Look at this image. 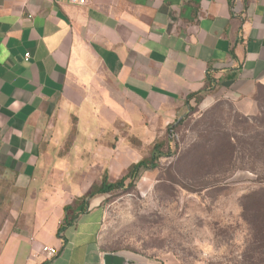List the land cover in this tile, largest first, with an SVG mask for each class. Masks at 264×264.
Segmentation results:
<instances>
[{
    "label": "crops",
    "instance_id": "0c3cea01",
    "mask_svg": "<svg viewBox=\"0 0 264 264\" xmlns=\"http://www.w3.org/2000/svg\"><path fill=\"white\" fill-rule=\"evenodd\" d=\"M263 92L264 0H0V264H104L102 197L65 208L189 106Z\"/></svg>",
    "mask_w": 264,
    "mask_h": 264
},
{
    "label": "rangeland",
    "instance_id": "374dc122",
    "mask_svg": "<svg viewBox=\"0 0 264 264\" xmlns=\"http://www.w3.org/2000/svg\"><path fill=\"white\" fill-rule=\"evenodd\" d=\"M260 103L255 117L226 100L189 106L159 140L137 142L110 182L158 142L162 157L100 195L103 247L134 264H242L264 255V92Z\"/></svg>",
    "mask_w": 264,
    "mask_h": 264
},
{
    "label": "trees",
    "instance_id": "16d2710c",
    "mask_svg": "<svg viewBox=\"0 0 264 264\" xmlns=\"http://www.w3.org/2000/svg\"><path fill=\"white\" fill-rule=\"evenodd\" d=\"M212 82L210 83V85ZM212 90V87H208V91ZM196 100V103L199 104L203 98L198 95H191L189 99ZM162 143H156L154 145L152 154L149 158L143 159L137 163L132 164L128 169L127 173L116 182H110L109 175L106 173L102 182L99 185H94L92 189L80 200V203H76L75 206H68L65 208L66 213L69 211L76 212L77 208L80 213H83L86 209L88 200L92 199L96 195H105L112 192H115L119 189H123L127 181L133 182L139 176L142 171L152 170L157 167V161L162 157ZM68 225V222L66 223ZM65 228H60L59 233H61ZM256 256V257H255ZM242 264H264V255L258 252L257 255L253 257H247Z\"/></svg>",
    "mask_w": 264,
    "mask_h": 264
},
{
    "label": "water",
    "instance_id": "95a60500",
    "mask_svg": "<svg viewBox=\"0 0 264 264\" xmlns=\"http://www.w3.org/2000/svg\"><path fill=\"white\" fill-rule=\"evenodd\" d=\"M104 264H134V262L120 254L106 253L104 255Z\"/></svg>",
    "mask_w": 264,
    "mask_h": 264
},
{
    "label": "built area",
    "instance_id": "2783aa9c",
    "mask_svg": "<svg viewBox=\"0 0 264 264\" xmlns=\"http://www.w3.org/2000/svg\"><path fill=\"white\" fill-rule=\"evenodd\" d=\"M72 3H75V4H80V5H84V4H86V2H87V0H70ZM29 54H27L26 55V57L27 58H29ZM173 132V131H172ZM171 132V133H172ZM43 251L45 252V253H47L48 255H50V256H54V255H56L57 254V251L55 250V249H52V248H48V247H45L44 249H43Z\"/></svg>",
    "mask_w": 264,
    "mask_h": 264
}]
</instances>
